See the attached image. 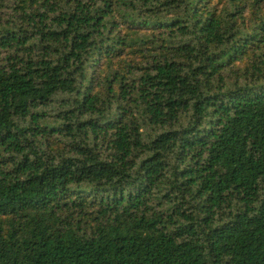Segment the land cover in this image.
Wrapping results in <instances>:
<instances>
[{
    "label": "trees",
    "instance_id": "obj_1",
    "mask_svg": "<svg viewBox=\"0 0 264 264\" xmlns=\"http://www.w3.org/2000/svg\"><path fill=\"white\" fill-rule=\"evenodd\" d=\"M0 264H264V0H0Z\"/></svg>",
    "mask_w": 264,
    "mask_h": 264
}]
</instances>
